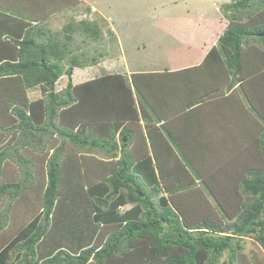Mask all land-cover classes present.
<instances>
[{
  "label": "trees",
  "instance_id": "1",
  "mask_svg": "<svg viewBox=\"0 0 264 264\" xmlns=\"http://www.w3.org/2000/svg\"><path fill=\"white\" fill-rule=\"evenodd\" d=\"M80 2L0 0V6L13 13L0 10V86L7 84L0 89V104L2 96L13 104L11 127L23 135L22 147L45 152L46 134H59L76 146L106 151L116 160L120 133L121 158L99 162L104 172L98 181L85 179L83 188L69 184L74 190L62 199L74 195L75 205L84 204V211L71 217L73 210L58 203L62 170H75V182L89 171L79 176L78 163L70 159L66 165L62 159L66 151L59 147L49 161L42 212L1 247L0 264H235L244 238L250 236L264 250V7L253 10L252 0L225 5L231 18L218 45L202 64L183 71L188 77L177 89L189 96L186 109L219 104L218 118L211 119L218 138L186 141L156 125L169 114L163 102L171 90L165 78L169 73L103 74L78 85L70 80L65 89L55 91L64 75L71 79L77 68L92 64L86 52L73 50L74 35L79 32L84 42L101 38V28L93 22L68 24L59 33L43 27ZM250 39L262 45L251 44ZM37 87L42 97L31 100L29 91ZM133 137L146 142L130 155L126 148ZM247 143L246 156L260 159L252 166H243L242 154L231 158L224 154L241 145L246 148ZM19 147L12 142L0 150V178L3 160L10 155L34 162ZM234 162L224 181L235 191L214 187V169L222 171ZM21 187L1 183L0 202L19 197ZM233 193L240 196L229 203ZM58 205L62 218L53 233L61 234L58 228L67 221L61 226V239L70 245L58 237L54 240L55 234L46 239ZM128 205L132 208L122 210ZM13 250L18 253L16 262L11 261ZM225 253L228 261L220 262Z\"/></svg>",
  "mask_w": 264,
  "mask_h": 264
},
{
  "label": "rangeland",
  "instance_id": "2",
  "mask_svg": "<svg viewBox=\"0 0 264 264\" xmlns=\"http://www.w3.org/2000/svg\"><path fill=\"white\" fill-rule=\"evenodd\" d=\"M235 1L238 0H192V2L191 0H89L90 4L94 6L93 9L84 3L74 5L70 10L67 9L51 17L48 23L50 24V29L55 33H59L62 32L64 27L68 24H75L76 22L81 23L82 21L93 22V24L100 26L101 38L95 40L90 37L84 42V37H82L79 32L74 35L73 50L83 51L88 54L90 58L89 62L92 64H88L84 68L89 67L90 71L87 77L82 74L83 68H77L71 79L67 75H64L56 84L55 91L60 92L65 89L70 80L79 81L80 78L82 79L81 81L91 80L111 72L120 74L124 70L122 67H119V64L122 61L125 62L126 59L131 61L130 63L132 65H130V67L134 69L133 65L141 67L145 65V62L151 64V62H156V60L162 58V56L169 57V53H178L180 55L186 50L190 52L185 53H201L202 50H200V47L204 45L203 42L205 40H213L216 33L221 34L224 31L223 29H227L228 26L226 28L224 26L223 28L219 26L218 23L219 21H223V18L229 22L231 13L230 11H226L224 6L230 3L232 4ZM172 2H175V4ZM252 2L253 10L256 6L261 5L262 8L264 7V1L262 0H252ZM217 7L219 10L216 9ZM197 11L203 14L204 19ZM221 11L223 18L221 17ZM187 17L189 18L187 19ZM202 19L204 22H201ZM200 23H203L202 26L195 30V34L198 35L195 39L190 40L185 33V26ZM172 28L173 31L171 33ZM112 30L114 31L113 36L111 35ZM177 32L179 33L178 37ZM250 40L251 44L256 43L262 45L261 41L255 42L253 39ZM158 41L160 44L157 43ZM159 48H163L161 50L166 51L161 52V50H158ZM171 50H173V52H171ZM136 57H139L141 61L137 60ZM93 59H95L96 62L93 63ZM99 64L102 65L100 66ZM108 67L109 71H107ZM41 97L42 93L39 87L29 91V98L31 100H36ZM7 98V96H2V103L0 104V126L3 127V131H0V150L4 149L6 146H10L13 142V144H16V147L20 146L19 148L23 150L26 156L33 158L34 162L28 163L24 159H16L14 155H10L3 160L4 172L0 178V184L16 183L20 184L22 187L19 191V197L15 199L3 198L0 202V249L12 241L17 235L21 225L29 223L42 212L43 196L48 184L47 172L49 169V161L59 147L64 148V151H66V154L62 157L66 165L70 163V159L78 163L80 169L79 176L84 174L85 171H89L86 173V176H82V180L75 182L72 181L75 170H72L73 173L66 171L67 168L62 170L61 178H65L60 185L62 195L59 194L58 201L64 205V208L72 209L71 217H74L75 214L80 215V213L84 211L81 207L84 204L77 205V203L75 205L72 200L75 199L74 202H77L78 199L74 197V195L70 196L69 200L62 199L69 190H74L69 184H73L76 188L80 185L79 188H83L85 179L93 182L98 181L99 178L103 176L104 172V166H102V163L99 164V162H115L119 160L121 158L122 143L121 137L118 139L119 149L116 160H113L112 155L106 151L90 146H76L59 134H46L47 137L45 142H47L48 147L45 152L33 150L34 148L22 147L21 145L25 139L16 127H11L14 124L13 120L15 116L13 114V104H8ZM145 142L146 141L142 138H138L137 140L136 137H133L126 151L128 150V154L132 155V152H134V150L136 151L139 146L145 145ZM34 145L40 148L37 143H34ZM249 146V143H247L246 148L241 145L239 146V150L237 149L235 152L231 151L230 153L224 152V154H227L229 158L236 154H242L240 157L241 160L244 161L245 159V161L242 162L243 166H252L260 159H251V156H246L250 152H247ZM252 148V151H254V147ZM176 152L179 154L177 150ZM224 159L226 162L228 161L227 158ZM236 159L237 158H234V160ZM235 165L236 163L234 162V164L226 166V169L222 171H219V168L216 170L214 169V178L216 177V182L213 186L220 188V190L234 192L233 184L226 182V180L224 181V179L226 175L232 174V169ZM73 166L75 167V164L71 165V167ZM86 167H88V170H86ZM28 173L30 176H28ZM80 193L82 194V192ZM239 196H237V198ZM237 198L234 197L233 193L228 199L229 203L232 200L237 201ZM68 204H70V206ZM79 207H81V210L78 209ZM127 208H132V205H129ZM59 210L58 205L55 218L51 219L53 221L52 224L50 222L51 230H49L50 232L48 233L50 236H47L46 239H52V236L55 234L56 237H54V240H56L57 237V240H59L64 233L62 227L67 221L61 225L62 227L60 226L58 228L61 234L58 232L53 233L55 223L59 218H62L58 216L60 213ZM79 220L82 219L79 218ZM51 239L48 240L50 246L54 244L50 241ZM61 243L65 245L71 244L69 240L64 241L62 239ZM48 244L47 246H49ZM17 254L18 253L14 250L11 252L12 262L18 261L16 258ZM239 254L240 261L242 262L238 260L235 264H264V250L255 242L253 236L244 238V247ZM228 258L229 254L225 253L220 262L228 261Z\"/></svg>",
  "mask_w": 264,
  "mask_h": 264
},
{
  "label": "crops",
  "instance_id": "3",
  "mask_svg": "<svg viewBox=\"0 0 264 264\" xmlns=\"http://www.w3.org/2000/svg\"><path fill=\"white\" fill-rule=\"evenodd\" d=\"M192 2V0H191ZM81 4H87L88 6H90V8H94L93 5L90 4L89 0H81L80 2ZM175 4V2H172ZM4 5V4H3ZM1 5L0 6V10L2 12H8L11 14L10 11L7 10V8L5 6ZM71 8H69L68 10H70ZM217 10L218 7L216 8ZM67 10V9H66ZM202 17L203 14H201L199 11H197ZM196 13V12H195ZM13 15V13L11 14ZM57 15V14H56ZM17 18L22 19L23 16L16 13ZM15 16V17H16ZM221 17L223 18L222 15V11H221ZM189 17H187L188 19ZM204 19V17H203ZM201 20V22L204 20ZM31 23L33 25H37L39 26L40 24H37L36 22H32ZM49 20H47L43 27L46 30L50 29V24ZM203 23L200 24H196V25H186L185 26V30H186V35L189 37L190 40L195 39V37L198 34H195V30L198 29L199 27L202 26ZM229 22L226 21L225 18H223V21H219L218 25L222 26L225 28L228 26ZM42 28V25H41ZM52 30V29H50ZM224 31L220 34V33H216V36L213 37V40L208 39L207 41L205 40L203 42L204 45H202L200 47L201 53H185V52H190L188 50H186L185 52H183V54H178V53H169V57L168 56H162V58H159L156 60V62H151V64L146 63L145 65L141 66V67H136L134 66V69L132 67H130V65H132L130 62V60L128 59H124V61H122L119 64V67H122V69L124 70L121 74H127V75H131L133 73H137V72H141V73H151V72H155V73H169L170 76L165 77L166 79L169 80V84H168V89L170 88V94L166 93L165 95V100H163L164 104L167 106L165 107V109H168V115H166L165 117H163V119L160 122H156L157 126L160 127L167 135L169 134H173L175 136L177 135H181L183 138V140H207V139H211V138H218L217 137V132H216V125L215 123L211 120V119H215L218 118V109H219V104L214 103L212 107L211 105H209V103L204 104L203 108H201V104L197 105L196 107H193L191 109H186V104L189 102V96L186 97L187 95H183L179 89H177V84H180L179 82L186 80V78L188 77V74L183 72L187 69L193 68V67H197L200 64H202V62L205 60L207 54L209 53V51L214 47L218 45V40L219 38L224 34V32L226 31V29H223ZM113 31V30H112ZM173 31V28L171 30V33ZM207 31V30H206ZM114 32V31H113ZM208 33V31H207ZM214 35V34H213ZM179 36V33L177 32V37ZM158 44L159 41L157 42ZM192 44V43H191ZM159 46V45H158ZM163 48H159L158 50L160 51ZM166 50H161V52H164ZM171 52H173V50H171ZM194 52V51H192ZM102 58V57H101ZM137 60L141 61V59L139 57H136ZM127 61V63H126ZM129 62V63H128ZM168 63V66H167ZM97 64V63H96ZM100 66L102 64H99ZM90 68H83V75L85 77L88 76L89 70ZM94 69V68H93ZM109 71V67L108 70ZM203 72V70H201V73ZM206 73V71H204ZM181 73V74H179ZM75 74V72H74ZM73 74V75H74ZM108 74H115V72H111ZM119 74V73H117ZM195 75V73H194ZM82 79L80 78L79 81L78 80H73L71 81L74 85H78L80 83L89 81L85 80V81H81ZM92 80V79H91ZM7 84H3L2 86H0L1 90H5V88ZM174 87V88H173ZM181 90H183L181 88ZM156 104V103H155ZM198 107L201 108V110L197 113H190V110H196ZM167 113V112H165ZM142 125L144 124L143 122H141ZM212 124H213V128H212ZM165 128V129H164ZM120 133L118 134V139H119ZM58 203L60 204V202L58 201ZM69 205V204H68ZM129 206V205H128ZM128 206H125L122 208V210H129L130 208H127ZM2 249V248H1Z\"/></svg>",
  "mask_w": 264,
  "mask_h": 264
},
{
  "label": "water",
  "instance_id": "4",
  "mask_svg": "<svg viewBox=\"0 0 264 264\" xmlns=\"http://www.w3.org/2000/svg\"><path fill=\"white\" fill-rule=\"evenodd\" d=\"M125 141H126V139H125Z\"/></svg>",
  "mask_w": 264,
  "mask_h": 264
}]
</instances>
